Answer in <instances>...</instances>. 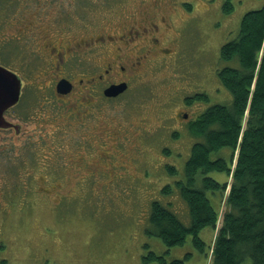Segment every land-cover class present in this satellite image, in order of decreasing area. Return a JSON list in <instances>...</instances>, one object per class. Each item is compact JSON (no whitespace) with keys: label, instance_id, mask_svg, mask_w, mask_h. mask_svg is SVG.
<instances>
[{"label":"rangeland","instance_id":"obj_1","mask_svg":"<svg viewBox=\"0 0 264 264\" xmlns=\"http://www.w3.org/2000/svg\"><path fill=\"white\" fill-rule=\"evenodd\" d=\"M23 1L28 5V16L39 12L56 23L55 29L65 30L68 24L95 27L106 39L113 30L144 18L158 23L163 33L165 17L170 28L162 34V43L173 54L165 60L158 58L156 66L147 63L144 73L140 69L135 77L140 78L136 86L142 94L133 96L127 108L119 105L109 110L96 123L106 133L103 144L94 142L98 153L106 156L105 162L96 157L97 151L88 155L84 152L83 129L68 119L64 107L58 111L57 104L49 105L44 116L36 101L41 94L26 90L24 105L11 112V116L29 114L27 121L14 119L22 124V132H0V264H146L143 257L149 251L161 255L167 249L168 260L189 255V264H211V252L208 259L205 256L211 244L209 229L200 234L206 242L205 253L195 247L191 236L183 246L167 247L147 233L149 206L157 198L173 201L177 212L185 214L180 196L165 198L161 193L182 176L184 160L195 139L187 129L189 121L184 122L181 114L188 113L190 120L195 119L209 103L231 101L228 90H218L221 84L215 70L224 63L220 49L239 33L244 14L261 8L264 0H230V13H226L225 0ZM113 45L114 50L121 46L119 42ZM33 60L31 57L22 70L27 74L26 82L35 81L38 75L36 72L31 77L29 69L33 65L29 68V64ZM34 68L31 70L35 72ZM200 92L210 96L208 104L186 102ZM129 103L128 99L123 102ZM117 139L126 144L123 151ZM169 148L173 153L165 155ZM93 163L97 178L89 187L90 180L85 179L84 184L80 181L89 178L86 174L91 168L87 164ZM171 165L176 166L178 175L170 174L167 167ZM99 166L106 170L104 176H99ZM30 172L36 181L27 188L24 183ZM112 173L118 174L117 179L107 176ZM16 174L26 181L17 183ZM51 174L64 178L54 183L60 185V193L74 195V190L78 191L74 210H51L59 202L57 191L51 189ZM210 176L230 182L223 173ZM31 187L34 192L27 191ZM225 199L216 202L221 215Z\"/></svg>","mask_w":264,"mask_h":264},{"label":"trees","instance_id":"obj_2","mask_svg":"<svg viewBox=\"0 0 264 264\" xmlns=\"http://www.w3.org/2000/svg\"><path fill=\"white\" fill-rule=\"evenodd\" d=\"M229 2L225 0L226 13L232 10ZM239 29L221 46L224 63L215 70L218 90H228L231 101L210 105L206 92L186 98L188 104L194 100L209 104L187 124L197 140L184 160L182 176L161 190L165 198L180 196L185 214L177 212L173 201L157 198L149 206L147 233L167 247L183 246L191 236L195 247L205 253L200 234L209 229L211 244L205 256L208 259L211 252V264H264V4L244 14ZM167 169L173 176L179 174L175 165ZM215 172L227 175L230 182L210 176ZM225 196L221 215L216 202ZM63 204L74 210L77 201ZM169 252L149 251L143 260L189 264V255L168 260Z\"/></svg>","mask_w":264,"mask_h":264},{"label":"flooded vegetation","instance_id":"obj_3","mask_svg":"<svg viewBox=\"0 0 264 264\" xmlns=\"http://www.w3.org/2000/svg\"><path fill=\"white\" fill-rule=\"evenodd\" d=\"M147 19L121 26L120 29L113 30L110 35H107L106 39L100 35L102 31L96 32L95 27L81 26L79 28L78 26L76 28L68 24L65 30L55 29L56 23L47 21L45 17L39 15V12L28 16V5L23 0H15V2L0 0V67L15 72L21 82L19 101L3 114L5 119L16 127L0 128V132L13 131L15 135L22 132V124L14 119L27 121L29 114L24 112L20 114L21 116L19 114L11 116V112L24 105L26 90H32L41 94L36 101L44 116L50 108L49 105L57 104L58 111L64 107L65 113H69L68 119L75 120L76 125L83 129L86 137L82 148L84 152L87 155L91 151L98 153L94 142L103 144L106 133L100 128L101 124L97 126L96 123L101 122L109 110L118 108L119 105L127 108L132 104L133 96L142 94L136 86L140 78L135 77L142 72L140 69L144 73L147 63H154L153 65L156 66L155 61L158 58L162 57L165 60L173 54L169 46L163 45L161 37L166 30L169 32L168 21L162 17L165 25L162 33L158 23L146 22ZM115 42H119L121 46L114 50ZM31 57L34 60L29 64V68L32 65L31 69L34 66L36 68H34L35 72L29 69L31 77L37 73L38 75L33 79L35 81L26 82L27 74H23L22 70L27 67ZM41 74L44 75L40 77ZM113 87H117L118 90L112 91ZM127 99L130 103L123 104ZM188 116V113L181 114V117L185 119L184 122L193 120H190ZM117 140L119 149L123 151L126 144ZM167 150L169 153L165 155L173 153L171 148ZM99 152L103 153L102 150ZM96 157L105 162L104 154L98 153ZM94 165L95 163L87 164L91 168V171L86 174L89 178H84L80 183L84 184L86 179V181L90 180L89 187L95 184L97 176ZM97 172L101 177L105 175L106 170H101L99 166ZM45 173L49 175L48 171ZM33 175V172L29 173L28 181L22 180V177L17 174L15 177L17 183L26 181L24 185L29 188L31 182L36 181ZM107 176L117 179L118 174L112 173ZM49 179L53 183L51 189L58 193L56 198L59 201L57 207L51 210H71L70 206H64L63 203L72 204L78 201V191L75 189L74 195L62 194L58 190L60 185L54 183L56 180L62 182L64 178L51 174ZM91 190L93 193V189ZM27 191L34 192L32 187Z\"/></svg>","mask_w":264,"mask_h":264},{"label":"water","instance_id":"obj_4","mask_svg":"<svg viewBox=\"0 0 264 264\" xmlns=\"http://www.w3.org/2000/svg\"><path fill=\"white\" fill-rule=\"evenodd\" d=\"M113 88L111 89L112 91L118 90L116 89L117 87ZM20 90L21 82L16 73L0 67V128L16 127L9 123L3 114L19 101Z\"/></svg>","mask_w":264,"mask_h":264},{"label":"bare ground","instance_id":"obj_5","mask_svg":"<svg viewBox=\"0 0 264 264\" xmlns=\"http://www.w3.org/2000/svg\"><path fill=\"white\" fill-rule=\"evenodd\" d=\"M205 99V98H204Z\"/></svg>","mask_w":264,"mask_h":264}]
</instances>
